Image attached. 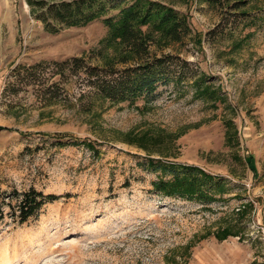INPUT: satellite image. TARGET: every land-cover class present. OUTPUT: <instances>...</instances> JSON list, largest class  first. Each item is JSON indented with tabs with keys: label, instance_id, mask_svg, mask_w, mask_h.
I'll return each instance as SVG.
<instances>
[{
	"label": "rangeland",
	"instance_id": "1",
	"mask_svg": "<svg viewBox=\"0 0 264 264\" xmlns=\"http://www.w3.org/2000/svg\"><path fill=\"white\" fill-rule=\"evenodd\" d=\"M153 1L186 17L190 33L150 51L191 63L225 101L190 84L161 86L149 104L91 100L82 78L54 75V63L116 60L102 21L52 34L26 0H0V264H264V0ZM53 83L59 99L47 101L40 91ZM148 158L196 166L226 192L208 203L164 197ZM31 188L57 200L21 223Z\"/></svg>",
	"mask_w": 264,
	"mask_h": 264
},
{
	"label": "trees",
	"instance_id": "2",
	"mask_svg": "<svg viewBox=\"0 0 264 264\" xmlns=\"http://www.w3.org/2000/svg\"><path fill=\"white\" fill-rule=\"evenodd\" d=\"M26 2L32 16L41 21L46 31L52 34L60 32L62 27H85L98 20L107 28L105 42L121 50L116 60L104 65H93L85 58L54 63V75H58L60 71L82 78V86L89 89L91 100L99 98L111 104L133 105L142 99L149 104L155 100L161 86L172 85L179 91L183 86L190 84L198 98L225 101L219 92L212 88V77L196 69L191 63L179 55L159 56L150 51L156 39L182 43L190 33L187 18L179 16L169 5L153 0H56L53 4L45 0ZM247 4L248 1H239L233 7L240 9ZM114 10H119V14L111 16L110 13ZM242 15L248 16V13ZM239 46L240 42L236 43L233 49ZM42 67L39 65L25 70L36 72ZM58 87L59 83H53L47 90L40 91V95L47 101H58ZM91 110L92 103L88 102L84 111ZM228 126L227 142L230 144L235 139L231 132L233 123L229 122ZM57 139L62 141L67 138L59 136ZM82 144L87 146L94 156H99L96 143L84 140ZM148 167L154 171L161 170L163 176L152 185L154 191L164 197L208 203L215 198L213 192H226L223 181L215 179L196 166L163 163L148 158ZM167 175L170 176L168 179ZM56 200V196H46L35 188L29 189L19 202V221L27 222L47 203ZM4 205L5 201L0 202V218L5 215ZM224 236L226 237V234Z\"/></svg>",
	"mask_w": 264,
	"mask_h": 264
},
{
	"label": "built area",
	"instance_id": "3",
	"mask_svg": "<svg viewBox=\"0 0 264 264\" xmlns=\"http://www.w3.org/2000/svg\"><path fill=\"white\" fill-rule=\"evenodd\" d=\"M3 93H4V89L1 88V89H0V112H1V110H2Z\"/></svg>",
	"mask_w": 264,
	"mask_h": 264
}]
</instances>
